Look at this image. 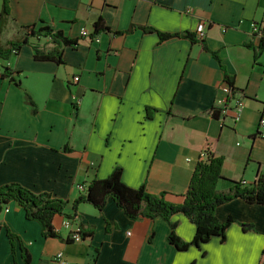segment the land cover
<instances>
[{"label":"crops","instance_id":"obj_1","mask_svg":"<svg viewBox=\"0 0 264 264\" xmlns=\"http://www.w3.org/2000/svg\"><path fill=\"white\" fill-rule=\"evenodd\" d=\"M3 2L0 46L21 40L23 26L35 23L79 42L63 49L64 64L37 60L30 44L0 61L11 72L0 76V185L52 193L78 216L69 228L66 215L55 216L61 237H44L41 225L10 201L0 213V264H26L24 251L28 264H58V253L66 264H264V205L223 203L219 219H234L225 240L215 236L186 250L168 242L171 226L162 217L133 221L112 198L103 210L87 202L72 206L79 184L105 179L117 166L127 185L164 191L181 203L208 143L224 157L219 190L254 180L264 169V139L256 135L264 52L256 54L252 23L264 25V0H9L6 16ZM100 17L110 31L92 39ZM149 28L202 31L205 48L183 36L160 39ZM226 75L235 79L233 98L243 99L238 119L223 105ZM170 221L182 240L195 236L185 214ZM82 223L93 235L67 241ZM8 230L17 237L14 246Z\"/></svg>","mask_w":264,"mask_h":264},{"label":"trees","instance_id":"obj_2","mask_svg":"<svg viewBox=\"0 0 264 264\" xmlns=\"http://www.w3.org/2000/svg\"><path fill=\"white\" fill-rule=\"evenodd\" d=\"M3 16L10 14L9 0H4ZM131 27L128 32H131ZM23 37L19 41H11L7 46H0V61L8 60L12 55L17 54L19 49L24 44H30L34 51V57L37 60L55 61L64 64L63 49L67 46H77L79 39L69 38L64 33L55 29L50 24H28L23 26ZM150 31H155L160 34V39L183 36V38L191 41H198L197 32L186 31L182 33L168 34L159 32L153 28ZM109 32L110 29L104 19L100 17L94 23V31L88 34L92 39L100 35L102 32ZM115 33H121L116 31ZM85 36L84 34L82 37ZM255 37V33L253 34ZM47 41H43L45 39ZM254 40V39H253ZM203 47L205 45L203 40ZM256 54L264 52V37L255 41ZM251 46H253L251 44ZM9 67H4L3 77L11 75ZM14 80V77L11 76ZM225 81L228 87V98H233L236 90L233 87L235 79L226 75ZM19 83V81H17ZM29 97V95H28ZM31 103V100L29 98ZM226 107V105H225ZM215 112V110H214ZM216 114V113H215ZM215 114H213L215 116ZM206 157L200 156L191 176L188 190L183 195L181 203L170 202L166 199L164 191L159 193H150L145 185L139 188L127 185L122 179V168L115 167L113 172L108 177L94 178L86 190L80 191L79 196L73 202V209L82 202H87L99 210H103L112 198L127 217L133 221L148 218L156 219L162 217L168 221L171 226V232L167 236L169 243L175 245L178 250H186L190 245L201 247V245L209 241L212 237L219 236L221 240H225L226 230L233 217L229 216L227 221H221L217 216V207L223 203H227L235 198H240L247 203H255L264 205V169L259 170L257 176L251 183H246L243 180L234 181L233 186L229 191L219 190L217 184L222 176L223 156H216L213 153L211 144L208 143L204 149ZM16 202L24 208L26 218L37 221L42 228L44 237L59 238L58 232L53 224V218L57 215H66V218H75L73 215L65 212L68 200L58 198L49 192H33L19 183H6L0 185V213L9 202ZM185 214L191 222L196 226V233L192 240L187 242L178 237L176 232V223L171 222V218L175 213ZM245 229H254L253 224H242ZM81 232L79 233L83 239L91 237L94 233L93 229L82 223ZM11 244L14 246V239L17 238L14 234L7 231ZM67 241L74 242L69 235ZM152 237L150 236L151 240ZM24 251V249H23ZM25 263L30 262L29 254L24 251Z\"/></svg>","mask_w":264,"mask_h":264},{"label":"built area","instance_id":"obj_3","mask_svg":"<svg viewBox=\"0 0 264 264\" xmlns=\"http://www.w3.org/2000/svg\"><path fill=\"white\" fill-rule=\"evenodd\" d=\"M252 30H253V34L255 33V37L258 39H261L262 37H264V25L261 23H252ZM199 36L204 37V32L200 31ZM3 70L4 67H0V76L3 75ZM79 80L78 77H75V81ZM227 83V82H226ZM226 86L230 87L228 85V83L226 84ZM216 102H222L220 100H217ZM223 105H226V110H231L233 107L234 112L236 113L235 115V119L239 118V115H241V110L243 107V99L241 97H237V98H226L223 102ZM256 135L257 137L264 139V108H263V112L262 115L260 116L259 119V123H258V131H256ZM203 157H206L205 152H202L201 154ZM83 185H79V189H82ZM65 226L67 228L72 227V223L71 220H66L65 222ZM81 232V227L77 226L75 229H73L70 233L71 238L73 241L75 242H79L82 240L81 235L79 234ZM56 261L58 262V264H66L67 263V259L64 257L63 253H58L56 255Z\"/></svg>","mask_w":264,"mask_h":264},{"label":"rangeland","instance_id":"obj_4","mask_svg":"<svg viewBox=\"0 0 264 264\" xmlns=\"http://www.w3.org/2000/svg\"><path fill=\"white\" fill-rule=\"evenodd\" d=\"M261 24H263V23H261ZM3 73H4V70H3ZM79 78V77H78ZM76 81H78V80H76ZM79 185H84L85 187H83L84 189H79L80 191H84V190H86V187H88L89 185L87 184H83V183H81V184H79ZM71 220V223H72V226H73V222H72V219L71 218H66V220ZM81 227V226H80Z\"/></svg>","mask_w":264,"mask_h":264},{"label":"bare ground","instance_id":"obj_5","mask_svg":"<svg viewBox=\"0 0 264 264\" xmlns=\"http://www.w3.org/2000/svg\"><path fill=\"white\" fill-rule=\"evenodd\" d=\"M199 38L201 39L202 37H201V36H199ZM83 187H84V185H83ZM83 187H82V189H83Z\"/></svg>","mask_w":264,"mask_h":264}]
</instances>
